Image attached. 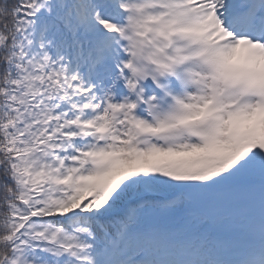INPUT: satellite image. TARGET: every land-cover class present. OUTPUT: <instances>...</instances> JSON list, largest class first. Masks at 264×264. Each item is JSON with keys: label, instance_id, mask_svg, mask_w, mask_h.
<instances>
[{"label": "snow or ice", "instance_id": "1", "mask_svg": "<svg viewBox=\"0 0 264 264\" xmlns=\"http://www.w3.org/2000/svg\"><path fill=\"white\" fill-rule=\"evenodd\" d=\"M0 264H264V0H0Z\"/></svg>", "mask_w": 264, "mask_h": 264}]
</instances>
